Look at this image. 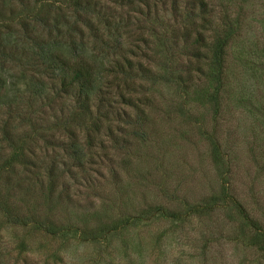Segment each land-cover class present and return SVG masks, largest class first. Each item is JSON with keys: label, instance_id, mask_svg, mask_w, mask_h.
I'll list each match as a JSON object with an SVG mask.
<instances>
[{"label": "trees", "instance_id": "1", "mask_svg": "<svg viewBox=\"0 0 264 264\" xmlns=\"http://www.w3.org/2000/svg\"><path fill=\"white\" fill-rule=\"evenodd\" d=\"M228 1L0 0V227L39 230L105 248L118 242L115 236L126 225L150 213L182 221L228 206L237 212L240 234L245 228L251 232L246 244L264 260V226L228 193L226 154L209 133L220 188L201 202H184L178 210L148 208L96 226L50 218L59 204L57 187L65 185L62 178L98 163V154L89 152L68 124L83 128L91 139L90 130L99 132L103 121L121 120L136 125L130 133L142 138L141 105L152 104L144 95L149 90L168 89L175 112L186 122L201 117L190 111L193 99L219 109L228 50L238 30L237 19L226 12ZM201 78L211 90L198 89ZM59 129L66 130L67 140L52 137ZM15 249L0 245V264H17L21 248L12 255Z\"/></svg>", "mask_w": 264, "mask_h": 264}, {"label": "rangeland", "instance_id": "2", "mask_svg": "<svg viewBox=\"0 0 264 264\" xmlns=\"http://www.w3.org/2000/svg\"><path fill=\"white\" fill-rule=\"evenodd\" d=\"M225 4L238 30L228 50L227 87L219 109L193 99L190 111L201 117L186 122L175 112L168 89L149 90L144 95L152 104L141 105L142 138L130 133L136 125L121 120L103 121L99 132L90 130L91 139L83 128L68 124L87 150L98 154V163L62 178L69 188L58 185L59 204L51 220L96 226L136 217L148 208L178 210L184 202H201L220 188L209 133L226 154L228 193L264 226V0ZM197 87L211 90L203 78ZM67 115L65 110L62 117ZM42 117L52 121L50 115ZM52 137L67 140V132L53 130ZM35 200L42 213L41 201ZM156 213L126 225L115 236L118 242L105 248L7 225L0 227V245L16 248L12 255L21 248L17 264H264L261 253L246 244L250 230L240 234L233 208L220 206L213 215L182 221Z\"/></svg>", "mask_w": 264, "mask_h": 264}]
</instances>
